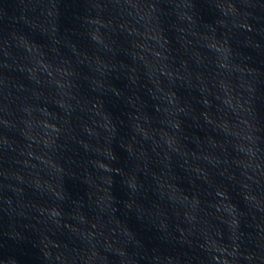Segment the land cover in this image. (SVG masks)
I'll list each match as a JSON object with an SVG mask.
<instances>
[{
  "label": "water",
  "instance_id": "water-1",
  "mask_svg": "<svg viewBox=\"0 0 264 264\" xmlns=\"http://www.w3.org/2000/svg\"><path fill=\"white\" fill-rule=\"evenodd\" d=\"M0 264H264V0H0Z\"/></svg>",
  "mask_w": 264,
  "mask_h": 264
}]
</instances>
